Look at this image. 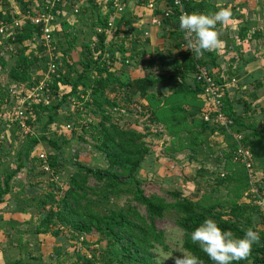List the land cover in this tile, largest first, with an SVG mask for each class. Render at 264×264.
<instances>
[{
  "label": "trees",
  "instance_id": "16d2710c",
  "mask_svg": "<svg viewBox=\"0 0 264 264\" xmlns=\"http://www.w3.org/2000/svg\"><path fill=\"white\" fill-rule=\"evenodd\" d=\"M4 0H0L2 3ZM215 0H209L208 2L199 1L194 2L187 6L188 12H196L202 14L213 13L218 11L214 5ZM28 5H25L24 11ZM59 8V7H57ZM100 13V11H99ZM101 14V13H100ZM101 25L99 27L108 28V23L112 20V10L110 9L105 17H101ZM163 27L172 28L170 31L171 37H175L180 43L176 45V48L181 49L183 46L182 31L179 27V22L176 18L163 19ZM0 21L11 22V17L7 14L4 15L0 11ZM119 21V20H118ZM121 24L116 23L115 30ZM97 32L95 46L89 51L88 58L85 63L82 73L77 82L74 83L70 77V71L57 68V76L52 78V81L48 82V90L50 95L54 96L62 91L63 87L70 88V92L63 93V99L68 97H74L78 95L77 87H87L92 91L91 96L95 101L87 103L86 108L95 106L99 111L104 104H111L104 96V91L109 84L118 83V78L115 73L110 70L111 64L117 62V58L112 54V62L109 66L106 61H102L104 54L109 51V47H118V53L125 55L124 43H122V37L120 31ZM40 33L38 28H34L29 23L25 24L21 30H17L14 37V41L6 40L10 44H19L20 53H18V63L15 64L11 72L9 73V83L19 84L25 86V89L37 86L41 81V76L38 73L35 77H32V68L39 64V56L31 55L27 57L25 51L27 50L26 43L32 41L33 33ZM109 35L112 36L109 40V44L106 42L109 39ZM257 37V35H254ZM56 44H61L56 42ZM120 45V47H119ZM45 48L41 47L39 50L40 55L43 54ZM96 52L99 55L94 58ZM182 56V60L173 64V82H177V88L170 98L167 99L163 108L154 111L155 122L165 123L171 136L179 139L182 135V131L189 133L190 146L200 148L202 144L208 138V133L213 130H218L225 136H229L223 128L213 126L209 122H205L202 118L196 119V115H201L207 110V107L203 100L199 99L202 93L200 86L196 83L194 73L195 65L194 60L188 55L186 50ZM68 51L64 55H68ZM215 51L205 52L203 54L202 63L206 64L212 71L216 66L218 56ZM67 58V59H66ZM69 63V58L65 57L63 60ZM61 60H55L56 66ZM65 61V60H64ZM4 62V61H3ZM6 63L4 62V65ZM97 66V67H96ZM68 68H71L68 65ZM48 70V69H47ZM96 71V72H95ZM47 72V71H46ZM214 78L221 84H223L224 77H218L214 74ZM2 77V76H1ZM0 77V81H1ZM188 78L193 79V84H189ZM152 84L151 80L144 78L132 79L124 87L133 94H139L142 97L147 95ZM8 85H5L6 87ZM260 86L259 84H257ZM0 89V94H1ZM63 92V91H62ZM67 96H65V95ZM81 94H86L85 92ZM99 96V98H96ZM0 100V110L5 105L4 96L2 95ZM33 111L26 115L28 116L26 125L34 126V115H38L39 112L47 110L48 107H43L38 104L34 106ZM185 106L195 107V113H191V124L188 123L186 115L188 110ZM159 108V106H157ZM156 107V108H157ZM58 107H56L57 109ZM143 112V111H142ZM141 112V114H142ZM224 112L234 120L233 131L236 133H244L245 144L252 152L255 167L258 171L264 173V159H261V151L264 156V126L257 128L254 124L247 125L241 123V119L236 117L232 111V105L225 92L224 97ZM180 116H183L182 118ZM54 117L50 116L47 120L46 127H49L54 123ZM181 118L183 122L180 126L174 121ZM70 120L75 123L74 118ZM20 127L18 126V129ZM192 129L196 132H192ZM17 130V129H16ZM90 132L92 139L96 141L98 149L104 154L108 163V168L105 170H92L80 166L81 172L72 180L71 186L65 192L62 199L56 200L53 193L46 194V199L52 200L53 205H47L42 202L41 207L48 209L45 213L44 219L40 223L42 228L55 229L53 234L59 235V227L70 228L72 231L78 232L79 235L86 237L88 235H100L105 234L111 240L110 245L104 249L103 256L108 257V264H161L157 261L154 251L157 245L164 244V234L156 228V221L164 218L167 213H173L176 217V223L178 227L184 233L183 247L187 252L198 256L201 259L202 264H213V262L203 253L199 247L191 240V232L198 227L204 220L212 219L221 229L231 230L236 236L242 237L244 231L248 227H253L259 231L261 240L258 244L253 246L251 255L244 261H240L239 264H264V221L263 216L256 206L252 204V201L245 200L243 204L240 203L244 194L248 188L247 175L242 165L236 164L232 161L234 143L231 145V150L226 156L225 171L227 175L223 178L218 174L216 181H214L215 187L213 193L203 197L201 200H191L181 193H174L176 197L174 202H167L163 198L157 195H147L142 184L137 178V173L144 165L149 156H152V150L144 142L146 135L138 133L130 129H124L117 123H114L110 117L103 116L102 121L98 126L90 125ZM252 131V137L254 140H250V137L246 135V131ZM31 133V132H30ZM26 143H24L20 161L23 159L29 163L32 170L37 169L39 174L47 176V173L43 169L39 157L33 156V153L37 151V148L41 142L47 141L46 138H37L35 135H26ZM230 137V136H229ZM232 140V138L230 137ZM233 141V140H232ZM51 143V140H49ZM181 149H183L182 139L176 142ZM56 148L55 143H51ZM60 150V149H58ZM47 162L52 171L57 172V168L60 166V157L58 154L48 155ZM258 159L263 161L262 165H259ZM22 162V161H21ZM23 168V164L13 171L12 173L5 174L3 189H0V199L3 195L9 192V183L19 170ZM35 171V170H34ZM51 176V175H50ZM89 176L94 177L96 180L103 182V185L98 192L100 200H108L110 197L117 198L122 195L132 196L134 202L143 206L146 210V216L139 213L137 208L129 207L127 211L124 210H109L106 213L95 211L89 208V204L82 203V200L86 198L85 185ZM54 183H49L50 187H53ZM226 186V197L221 198L220 188ZM56 200V201H54ZM227 201V202H226ZM231 204H229V203ZM91 203V201H89ZM229 207L225 209L226 206ZM55 206V209L53 208ZM57 209V211H56ZM226 210V211H225ZM258 216L261 222H255L253 219ZM62 225V226H61ZM262 225V228H258ZM90 262V261H88ZM86 262L85 264H88ZM169 264H174L171 262Z\"/></svg>",
  "mask_w": 264,
  "mask_h": 264
},
{
  "label": "rangeland",
  "instance_id": "374dc122",
  "mask_svg": "<svg viewBox=\"0 0 264 264\" xmlns=\"http://www.w3.org/2000/svg\"><path fill=\"white\" fill-rule=\"evenodd\" d=\"M38 4L39 0H4L0 3V11L3 12L4 15L7 14L12 18L13 16L17 17L21 14L24 11L25 5L37 7ZM131 5L133 7L137 6L135 3H131ZM98 6L97 9L96 7H93V9L90 7L91 9L89 12L83 13L80 11L81 13L79 12L77 15L71 11L70 6L64 7L62 9L64 11H58L59 16L57 17L55 34L57 40L55 39L54 43L56 44L58 41L61 44L55 45L54 53L57 54V60L61 59V61L58 62L59 64L57 65V68L59 67V69H63V71L69 70L70 77L74 83L78 81L80 74L82 73L84 67L83 63H85L88 58L89 51L93 49L96 44V28L101 25V17H105L107 14V12H103L99 9L100 7ZM260 6L261 5L258 4L257 9L261 8ZM122 17L123 16H120V18ZM113 31H115V29L110 33ZM117 31H122L121 34L125 33V30L121 26L118 27ZM33 37L35 39L34 35ZM109 39H111L110 35ZM109 39L106 41L108 44L110 43ZM6 40L9 39H0V70L3 73L2 77L0 76V88L3 84L4 86L8 85V75L15 64L19 62L18 53H20V45H9ZM40 41L41 40L37 39L30 43L28 42L26 47L30 50L28 52L27 49L25 55L27 57H31V55L40 57L39 64L32 68L31 75L32 77H35L40 72L38 75L41 76L42 81L45 78V73L51 59H49V53L44 52L40 55L39 50H41V47L43 48ZM127 47L128 49L131 48L130 45ZM118 49V47L110 46L109 51L107 50L102 58V61H106L108 66L110 62H112V54H114L115 58H118L117 62H114L113 65L111 64L110 70L113 69L116 71L117 69L115 68V65L120 63L124 66V69H126L127 66H131L132 63V66L137 63L136 58H129L130 56L128 53L120 55ZM159 49L160 48L158 47L154 52H158ZM162 49H166L165 46L162 47ZM66 51H68L69 54L65 56L64 53ZM98 55L99 52H96L94 58ZM131 55L136 56L133 53ZM65 57L70 59L69 63L66 61L67 58L64 59L65 61L63 60ZM148 59L150 60L149 57ZM3 61L6 63L5 65ZM127 61L132 62L128 63ZM68 65L71 68H68ZM120 69L121 68H119V70ZM56 76L57 73L55 72V74L47 78L48 82L52 81V78ZM113 88L115 87L111 83L104 91L105 99L110 101L111 104H104L100 111L95 106L89 108L85 107L87 103L95 101L94 97L92 98L91 96L92 91L88 90L87 87L78 86V95L65 99H63V93L68 94L70 88L63 87V92L60 91L59 94L54 96L50 95L51 92L48 88L47 91H45L44 100L40 104L43 107H48L47 110L43 111L44 120H48L50 116H53L55 121L52 126L49 127L44 126L42 123L35 127V133L40 135V137L47 139V141L40 143L42 145L37 148L38 150L36 151L35 156L39 157L40 154L46 156L58 154L60 155L61 164L57 168L58 170L56 173L52 171V175L47 174L49 180L47 179V184L45 183V188L40 194L43 202L50 206L53 205L52 200L48 201L46 199V194L49 195L50 193L55 195L56 200L62 199L65 192L71 186L72 180L81 172L79 169L80 166L92 170H105L108 168L105 156L98 149V145L96 141L92 139L90 132V125L98 126L102 121L103 116L110 117L114 123H117L124 129H130L146 135L144 142L147 143L148 148L154 151V153L147 158L144 165L137 173V178L141 182L142 188L147 195H157L167 202H174L176 197L173 196V194L177 192L194 201L201 200L203 197L211 195L213 193L216 176L221 172L217 173L212 170L211 167L209 168H211L213 173L207 168V170H201L202 168L199 163H202L204 158L198 153L195 155L196 159L192 157L193 162L192 160L187 159L188 154L175 153L173 151L174 146H172L170 142L167 143L165 141V139L167 140L169 137L165 129L151 125L148 119L144 117L143 112L141 114V111L135 106V103L137 102L129 93L126 94V96L121 95V93L118 94L116 91L113 92ZM83 92L86 94H81ZM112 92L116 94L114 98L111 97ZM96 98H99V96ZM56 107L58 108L56 109ZM70 118H74L76 124H74ZM68 125L70 126L69 128L67 127ZM259 127L261 126L259 125ZM22 131L15 134L16 137L21 140H23L24 136L27 134L24 130ZM49 140H51V143L56 144V148L51 145ZM5 142H8L7 139ZM24 143H26L25 140ZM19 147L12 143L11 150L16 151ZM176 157L179 158L176 159ZM208 165L209 164L207 163V166ZM49 183H54L53 187H50ZM102 185L103 182L89 176L85 185L87 196L82 200V203H87L89 204V208L103 213L112 209L115 211H127L129 207L132 206L137 208L140 214L146 216L145 208L134 202L132 196L122 195L117 198L110 197L108 200H100L98 192ZM220 195L221 198L226 197V190L224 188L220 189ZM245 200L246 198L244 196L240 203L243 204ZM89 201H91V203H89ZM225 206V209L229 208L226 204ZM53 208L55 209V206ZM253 221L260 223L261 219L256 216ZM155 224L156 228L159 231H162L165 237L164 244L157 245L154 251L157 261L161 264H169L174 262L175 257L183 256V253L187 252L183 247L184 233L178 227L174 214L167 213L164 218L158 219ZM258 228H262V225ZM54 231L55 229L49 228L42 236L34 238L33 240L27 239L25 245L18 246L20 251L19 253L14 254L15 258L17 260L21 259L24 262H31V255H38L43 248L44 254L39 255L48 256L46 262L49 264H56V262L57 264H85L88 261H90L88 264H108V257L104 258L103 251L110 245L111 240L108 236H105V234L88 235L84 237L81 249L80 251H77L76 247L80 245V238L82 237L78 232L72 231L70 228L61 229L60 227L59 235H53ZM25 240L26 239H23L21 244H24L23 242ZM32 242H36L33 244V246H36L35 248H32ZM162 252H167L169 254L173 253L172 258L162 261ZM89 257L94 261L88 260ZM58 258H60V262H58Z\"/></svg>",
  "mask_w": 264,
  "mask_h": 264
},
{
  "label": "crops",
  "instance_id": "0c3cea01",
  "mask_svg": "<svg viewBox=\"0 0 264 264\" xmlns=\"http://www.w3.org/2000/svg\"><path fill=\"white\" fill-rule=\"evenodd\" d=\"M200 1L209 3V0ZM95 2L98 6V0H87L86 3H83L81 11L85 13L89 12L93 7L97 9ZM258 4L261 5V8L257 9ZM263 4L264 0L214 1V5L218 10L220 8H228L232 16L228 23L224 25L217 24L216 26L221 43L218 48L212 50L215 51L218 56L215 62L216 66L213 67L212 72L218 77H224L228 82L233 78L236 79V84L232 85L229 83L226 89L227 96L232 105V111L236 117L241 119V123L247 125L254 124L257 128H259V125L264 126ZM129 10L130 11L122 18L117 19V23L121 24L120 26L125 30L124 34H120L123 38L122 43H124V49L126 50L125 54L128 53L131 59L136 58L137 63L134 66H132V63V65L129 67L127 66L126 69H124L121 63L115 65L117 70L114 71L112 69L111 71L114 72L118 78V83L113 84L115 87L113 88V92L116 91L118 94L121 93V95L125 96L129 93L137 102L135 106L140 108L141 112L143 111L144 117L148 119L150 124L165 129L169 136L165 141L167 143L170 142L172 146H174L173 151L175 153L188 154L187 159L192 160V162V157L196 159L195 155L197 153L200 154V156L204 158L202 163H199L202 168L201 170L210 169L212 173L213 171H211V168L217 173L227 171L225 170L226 156L229 154L231 145L233 144L229 136H225L218 130L211 133L213 132V130H211L207 134L208 138L202 146L195 149L189 144V133L182 131V135L177 139L170 135L165 123L155 122L154 111H158L160 108L162 109L167 99L172 96L175 88H177L178 83L172 80L173 64L182 60L185 49L184 46H182L181 49L176 48V45L180 42L170 35V31L173 32L171 29L175 26L169 28L170 30H168V28L164 29L162 23L164 18L160 10L151 11L143 6L133 7L131 3ZM121 32L122 31H120V33ZM254 35H257V37H254ZM35 40L37 39L32 38V41ZM128 45L131 46L130 49H128ZM164 46L166 49H162ZM158 47L160 48L159 51L154 52ZM29 50L30 49L27 51L29 52ZM132 53L136 56L131 55ZM130 62L132 61L128 63ZM119 68L121 69L119 70ZM2 74L0 70V76H2ZM140 78L152 81L145 97L139 94H133L124 88L132 79ZM188 80L190 85L194 83L192 78H188ZM113 92L111 97L114 98L116 94ZM199 99H202L201 95ZM18 105V101L11 99V102L5 104L3 108L4 111L10 112L13 108L16 109ZM35 105L36 104L29 103L26 106L27 114L38 111V106L37 109H34ZM157 106H159V108ZM185 109H187L188 112L184 116H186L188 123L191 124L192 118L190 114L195 113L196 108L185 106ZM180 117L182 118L183 116ZM181 118L175 119L176 121H174L179 126L180 123L183 122ZM200 118V115H196V119ZM33 121L35 125H28L31 133L29 132L26 135L33 134L35 137L40 138V135L35 133V127L41 123L46 126L47 119L44 120V113L39 112L38 115H34ZM16 129H18V125L12 126L8 121H5L0 128V189H3L5 174L12 173L20 166V163L23 164V168H21L10 181L9 192L0 199V264H49L46 262L48 256H42L44 254L43 248L39 253L42 255H31V262H24L21 259L17 260L14 255L19 253L20 250L18 246L25 245L27 239L33 240L34 238H38L48 230L40 226L48 209V206L45 209L41 207L43 200L40 194L45 188V183L47 184V179L49 180L46 175L42 176L39 174L37 164H35L36 169H34V171L27 161L23 159L21 160L22 162L20 161V157H22L20 152L26 137L24 136L23 140L16 137L15 134L22 131V128ZM192 132L195 133L196 131L192 129ZM246 135L250 137L251 141L254 140L251 130L246 131ZM2 136L3 138H1ZM5 137L8 142H5ZM180 139H182V145L186 143L183 149L176 143ZM12 143L20 147L16 151H12ZM41 145L42 144H39L38 147ZM35 153L36 151L33 153V156H35ZM152 153H154V151H152ZM177 158L179 157H176V159ZM261 159H264L262 151ZM59 160L61 163V159ZM207 163L209 164L208 166ZM258 163L262 165L263 161L258 159ZM223 188L225 189L226 186L220 189ZM23 239L26 240L23 242L24 244H21ZM35 243L36 242H32L31 246ZM35 247L36 246H33L32 248ZM58 262H60V258H58Z\"/></svg>",
  "mask_w": 264,
  "mask_h": 264
},
{
  "label": "built area",
  "instance_id": "2783aa9c",
  "mask_svg": "<svg viewBox=\"0 0 264 264\" xmlns=\"http://www.w3.org/2000/svg\"><path fill=\"white\" fill-rule=\"evenodd\" d=\"M199 1L200 0H98L99 7L103 12H108L110 9L112 10V20L108 23V28L97 27L96 31L100 33L104 30H108V32L114 30L117 23V20L115 19H120V16H124L129 11L130 3L146 7L151 11L160 10L163 18H176L179 22L180 15L184 12H188L187 6ZM85 2H87V0H39L37 7L28 6L26 10L17 17L13 16L11 22L0 21V39H11L14 41L13 36L17 33L16 31L21 30L27 23L34 28H38L40 33L38 34L35 31L33 35L35 36V39L41 40L40 42L45 48V53H49V59L52 60H50L48 65L45 78L37 86L25 89V86L19 84H10L7 87L3 84L0 88L2 90L0 100L3 95L5 104H9L11 99H15L19 102V105L16 109L13 108L10 112L4 111L3 107L1 108L0 128L5 121H8L12 126L18 125L21 127L25 133L30 132V127L26 125L28 118L26 115V106L29 103L36 105L41 104L45 97L44 93L48 88L47 78L57 72V66L55 64V59H57V57L54 53L56 44L54 42L56 39L57 17L59 16L58 11L66 6H70L71 11L77 15L81 11L83 3ZM168 30L170 29L168 28ZM182 38L184 48L186 41L188 39H193L192 37L186 36V33L184 32H182ZM186 52L195 61V81L202 90L201 98L207 107V110L201 115V118L205 122L211 123L213 126L223 128L232 138L234 143L232 161L236 164L242 165L247 175L248 188L244 196L249 202L252 201V204L258 208L264 221V173L258 171L255 167L252 152L244 142V133H236L233 131L235 124L234 120L224 112V97L225 92H227L226 89L229 86V83L235 85L236 79L233 78L228 82L227 79L224 78L223 84L219 83L214 78L209 67L206 64H201L203 55L198 57L191 50H186ZM22 107H24L25 110ZM138 110H140V108H138ZM67 127L69 128L70 126L68 125ZM1 138H3V136ZM47 159L46 155H39V161L42 164L41 167H43L47 174L52 175L53 173ZM226 175L227 173L225 171L220 173V176L223 178ZM83 241L84 237L82 236L80 238V245L76 247L77 251H80ZM91 259L92 258L89 257L88 260Z\"/></svg>",
  "mask_w": 264,
  "mask_h": 264
},
{
  "label": "clouds",
  "instance_id": "9594fccd",
  "mask_svg": "<svg viewBox=\"0 0 264 264\" xmlns=\"http://www.w3.org/2000/svg\"><path fill=\"white\" fill-rule=\"evenodd\" d=\"M232 13L228 8L208 14L184 12L179 17L180 30L186 36L192 37L186 41V50H191L196 56H202L219 47L217 24L229 22ZM191 240L207 255L213 264H239L246 260L253 246L261 240L259 231L248 227L242 237L236 236L231 230L221 229L212 219L204 220L191 232ZM172 254L162 252V261L172 258ZM174 264H202L201 259L191 252L175 257Z\"/></svg>",
  "mask_w": 264,
  "mask_h": 264
}]
</instances>
